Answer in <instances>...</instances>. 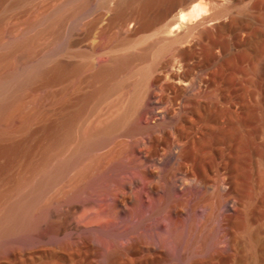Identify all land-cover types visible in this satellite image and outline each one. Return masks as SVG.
I'll return each instance as SVG.
<instances>
[{"label": "bare ground", "instance_id": "bare-ground-1", "mask_svg": "<svg viewBox=\"0 0 264 264\" xmlns=\"http://www.w3.org/2000/svg\"><path fill=\"white\" fill-rule=\"evenodd\" d=\"M225 1L116 0L106 20L61 12L59 54L41 67L59 89L28 123L25 193H0V239L28 226L22 252L63 264H211L234 248L241 219L257 239L259 206L243 183L256 156L264 167V29ZM143 33L154 39L130 49ZM38 69L0 81V115L11 82ZM49 218L55 234L35 237ZM184 222L212 230L200 252L170 248Z\"/></svg>", "mask_w": 264, "mask_h": 264}, {"label": "rangeland", "instance_id": "rangeland-1", "mask_svg": "<svg viewBox=\"0 0 264 264\" xmlns=\"http://www.w3.org/2000/svg\"><path fill=\"white\" fill-rule=\"evenodd\" d=\"M115 1L0 0V81L25 73L32 66H38L39 68L37 75L20 87H17L13 81L11 82V91L13 92L9 106L0 115V167L5 165L10 167L8 171L6 169L2 174L0 181V193H9L2 199L17 200L25 193V180L28 176V169L27 156L24 150L28 123L32 117H36L37 121H40L39 117L46 104L48 89H51L54 94L59 89L57 82H54L51 86L46 83L41 67L46 57L52 56L56 59L59 54L61 12L63 10L73 11L77 7H83L91 17L103 13L104 20H106L109 9L114 6ZM224 4L229 5L236 15L256 12V16L264 29V0H227ZM216 8H220V4ZM73 26L74 18L71 17L67 22V29L71 30ZM117 36L115 35L114 38L116 39ZM133 38L136 43H133L130 49L137 50L152 41L154 36L145 37L143 33L134 35ZM88 46L84 43L79 49L86 52L90 49ZM256 115L260 116L258 111ZM256 159L252 175L246 180L244 179L243 189L250 192L251 195L253 194L252 197L255 198L257 206H259V213L249 227V231L255 230L258 237L255 241H251L248 237L249 232L247 229L245 230L246 227L241 221L242 219L239 220L238 226L235 227L234 248L228 253L221 251V249L220 260L211 264H264V167L259 165L258 156H256ZM6 173L8 174L6 175ZM51 221L52 219L49 218L48 222L38 225L34 230L35 232L33 231V235L37 237L44 236L46 233L52 235L56 226ZM176 227L175 230L177 231H174L169 245L171 244L170 248L178 254L192 248L197 252L201 251L205 244L204 241H207V236L210 238L212 233L210 228L201 233L197 225H189L187 222L179 223ZM30 232V228L26 226L15 234L0 239V264H61V260L53 257L44 256L31 259L22 252V247L27 244L28 238L31 237ZM248 239L250 240L248 241ZM10 251L14 252L13 256H10ZM135 257H133V260L135 259L133 261L130 260L132 257L128 259L124 256H112L108 260V264H148L149 261V264H158V260H147L145 263H138L139 261ZM120 258H123V260L121 261ZM51 259H55L56 262ZM136 261L137 263H135ZM205 263L196 262L194 264ZM76 264H85V262L81 261Z\"/></svg>", "mask_w": 264, "mask_h": 264}]
</instances>
